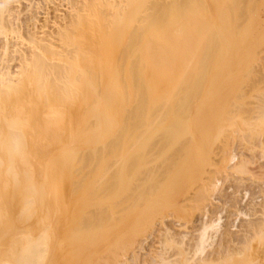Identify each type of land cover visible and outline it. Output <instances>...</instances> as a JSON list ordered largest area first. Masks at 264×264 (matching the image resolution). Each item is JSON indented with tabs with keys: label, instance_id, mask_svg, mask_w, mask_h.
I'll use <instances>...</instances> for the list:
<instances>
[{
	"label": "bare ground",
	"instance_id": "obj_1",
	"mask_svg": "<svg viewBox=\"0 0 264 264\" xmlns=\"http://www.w3.org/2000/svg\"><path fill=\"white\" fill-rule=\"evenodd\" d=\"M126 262L264 264V0H0V264Z\"/></svg>",
	"mask_w": 264,
	"mask_h": 264
},
{
	"label": "rangeland",
	"instance_id": "obj_2",
	"mask_svg": "<svg viewBox=\"0 0 264 264\" xmlns=\"http://www.w3.org/2000/svg\"><path fill=\"white\" fill-rule=\"evenodd\" d=\"M32 1H37V0H32ZM24 2V3H23ZM26 4V2L25 1H21L20 2V6H18V7H20L19 8V12L21 13V14H19V20L21 21V22H25V24H29V22H28V17L30 16H28L27 17V15L30 13V10L29 9H27L28 7L25 5ZM22 6V7H21ZM21 8H22V10H21ZM26 8V9H25ZM23 9H25V10H27V11H25V10H23ZM50 9V8H49ZM49 9H48V11H49ZM28 11H29V13H28ZM37 11H39V13H37V15H36V24H41V22H42V20H43V6L41 5V7H40V9H37ZM41 11V12H40ZM32 12H34V10H32ZM41 13V14H40ZM51 14V13H50ZM40 15H42V16H40ZM25 18H26V21H25ZM40 18V19H39ZM39 19V20H38ZM28 22V23H27ZM25 24H22L23 26H22V28H23V30L25 29L24 28V26H26ZM223 219H224V217H223ZM151 238H149L148 240H150ZM148 242V241H147ZM147 242H145L144 243V245H146L147 244ZM138 250H140V248H138ZM123 264H129L128 262H126V263H123ZM132 264H136V262H133Z\"/></svg>",
	"mask_w": 264,
	"mask_h": 264
}]
</instances>
